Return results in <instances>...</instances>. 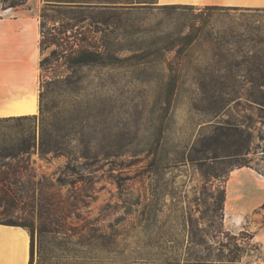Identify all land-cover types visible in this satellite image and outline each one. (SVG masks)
Here are the masks:
<instances>
[{
    "label": "rangeland",
    "instance_id": "rangeland-1",
    "mask_svg": "<svg viewBox=\"0 0 264 264\" xmlns=\"http://www.w3.org/2000/svg\"><path fill=\"white\" fill-rule=\"evenodd\" d=\"M239 2L259 10L133 0L134 9L105 23L45 11L38 111L0 128L17 141L35 136L30 155L9 160L25 204L0 206V220L22 222L21 206L37 211L52 189L65 196L73 179L91 195L79 206L83 216L98 217L107 205L111 216L95 251L54 249L40 259L35 233L32 264L187 263L189 255L234 249L217 244L226 238L220 225L239 237L238 264L264 262V244L254 238L264 208L229 216L216 200L239 163L264 174V105L248 98L264 95V5ZM51 17L60 19L53 35ZM226 122L241 123L248 136L224 138L218 151L227 156L213 161L203 143L211 123ZM44 146L55 149L41 154Z\"/></svg>",
    "mask_w": 264,
    "mask_h": 264
},
{
    "label": "trees",
    "instance_id": "trees-1",
    "mask_svg": "<svg viewBox=\"0 0 264 264\" xmlns=\"http://www.w3.org/2000/svg\"><path fill=\"white\" fill-rule=\"evenodd\" d=\"M46 3L42 7L40 12V32H41V41L45 37V23L43 19L47 17L45 11H55L59 12L63 16L69 12L74 13L75 11L79 12L80 18L82 21L88 18V20L93 21L94 23L103 22L105 23L108 19L112 17L117 11L119 12H127L135 8L133 4V0H89V2H94L99 8L96 11H88L83 8H73L70 6H65L69 4H61L60 2H69L75 0H45ZM2 4V8L7 7H16L20 5H25L27 0H0ZM204 9L207 10H216V9H258L259 7H238V6H221L214 4H206L203 6ZM70 19H77L74 17H69ZM53 24V26L48 30L50 35H53L52 32L56 31L54 24L60 19L57 17L49 18ZM66 30H63L65 32ZM53 42H56V37H53ZM42 49V48H41ZM84 53V52H83ZM90 59H85L84 61H89ZM41 66V62H40ZM249 100L253 102L264 105V95L260 97H254L253 95H249ZM215 116L219 114L217 109H214L211 112ZM33 115V114H32ZM31 117V114L27 115H19V116H6L0 117V128H11L12 125L21 120H26ZM211 135L209 136V142L203 143L204 148L202 151H206L209 154V158L212 160H218L221 157L227 156V154H223L218 151V146L224 150L226 147L224 138L229 136H237L241 137L244 133H247V128L243 127L241 123H211L210 124ZM248 136V133L247 135ZM17 135L8 134L5 135L0 132V206H3L7 211L9 209H13L16 206L24 205L25 202L20 200V196H16V191L12 187L16 184V179L13 178V172H15V168L9 160H13L19 155H30L33 151L32 147L35 146V136L33 133H30L28 137H21L17 141ZM221 144V145H220ZM54 147L44 146L40 147L41 154H47L49 152H53ZM243 149V147H242ZM225 152V151H222ZM8 159V160H7ZM247 166V164L241 162L238 164V167ZM230 171V170H229ZM229 172L226 174L225 185L218 189L216 200L219 203V207H224L225 194H226V181L228 178ZM139 177L142 180V174H139ZM60 181V179H57ZM71 188L67 191L66 195H61L58 188L52 189L48 196L47 202L41 203L37 207V211L32 207L26 208L21 206V215L19 218L22 219L20 223L13 222H5L0 220V223L19 225L25 227L30 234V259L28 264H32L33 260V251H34V236L37 234L38 240V252L40 259L46 258L51 252H54V249L59 250L60 253H76V250L79 247L87 246L92 251L98 249V241L100 239H105V231L103 230L102 220L106 218H110L111 212H109V208L111 205H107L104 212L99 214L98 217L88 218L83 216L82 213L79 212V206H87L88 201L87 198L91 197L88 191L80 190L78 187L77 181L73 179L70 181ZM53 186V184H50ZM41 189H39L38 195H41ZM34 193L32 192L30 197L33 198ZM141 198H139L140 200ZM136 204H140L139 201H136ZM259 208H264V204H262ZM36 212V218H34V213ZM126 215L130 214L129 211L125 212ZM132 213V212H131ZM126 221L127 219L121 218V221ZM115 225L116 219H114ZM218 235H223L226 237L225 239L217 240V244L220 248L224 249L228 248L229 244H232L234 249H229L227 254L220 252L214 256L210 254H194L189 255L185 258V262L187 263H221V264H238L241 261V253L244 251L241 248V243L238 241L239 237L236 234H231L230 231H226L222 225L217 229ZM243 232L241 231L240 234ZM120 232L115 228L113 232L114 241L117 242L119 238ZM239 234V235H240ZM253 235L251 233L248 234V238L252 239ZM189 242L191 244L203 245L201 242H195L191 239ZM219 248V249H220ZM178 263L179 261H175ZM172 263V262H170ZM48 264V263H46ZM60 264V263H58Z\"/></svg>",
    "mask_w": 264,
    "mask_h": 264
},
{
    "label": "crops",
    "instance_id": "crops-1",
    "mask_svg": "<svg viewBox=\"0 0 264 264\" xmlns=\"http://www.w3.org/2000/svg\"><path fill=\"white\" fill-rule=\"evenodd\" d=\"M239 1L156 0L159 4L227 6H238ZM45 3V0H27L25 5L2 8L0 2V117L30 115L38 111L40 62L43 55L40 44V12ZM60 3L88 11H96L99 8L95 6L96 3L89 0ZM255 4L264 5V0H256ZM83 21H88V18ZM262 204H264V174L249 166L231 169L226 181L224 201L227 214L242 216ZM254 238L264 244V227L254 234ZM29 259L28 230L23 226L0 223V264H28Z\"/></svg>",
    "mask_w": 264,
    "mask_h": 264
}]
</instances>
